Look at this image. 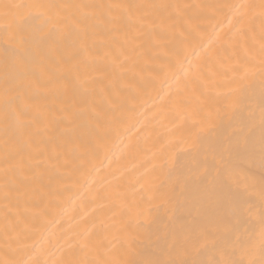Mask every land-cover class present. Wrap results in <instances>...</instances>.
Masks as SVG:
<instances>
[{
  "label": "bare ground",
  "instance_id": "1",
  "mask_svg": "<svg viewBox=\"0 0 264 264\" xmlns=\"http://www.w3.org/2000/svg\"><path fill=\"white\" fill-rule=\"evenodd\" d=\"M262 95L264 0H0V264H261Z\"/></svg>",
  "mask_w": 264,
  "mask_h": 264
},
{
  "label": "snow or ice",
  "instance_id": "2",
  "mask_svg": "<svg viewBox=\"0 0 264 264\" xmlns=\"http://www.w3.org/2000/svg\"><path fill=\"white\" fill-rule=\"evenodd\" d=\"M6 10L15 7L13 5L5 4L3 6ZM261 127H262V136H261V154L264 156V95L261 97ZM242 137V139L240 138ZM252 150V144L250 140V134H244L243 132L238 134V138L234 143H229L227 146H223L219 151L220 160L222 167L219 170L220 177L223 179L226 173L234 166L238 165L240 162L246 160ZM235 199L237 205V219L240 222H243L244 217V207L243 205L247 203L244 193L239 191L231 193ZM250 211V209H249ZM261 225H262V236H264V210L261 211ZM237 229L239 225L236 226ZM208 236L207 231H198L191 234L185 235L182 240H174L167 249L161 250V258L152 259V260H139L133 261L132 264H244V262L237 261L234 259H225L222 261L210 260L202 261L198 259H178L176 258L179 253L182 251L185 255L189 254L190 251L197 247L201 239H206ZM243 241L238 236L237 243H242ZM213 247L219 249L223 252L224 248L219 246L216 242L213 243ZM166 257V258H165ZM264 264V261L261 262Z\"/></svg>",
  "mask_w": 264,
  "mask_h": 264
}]
</instances>
